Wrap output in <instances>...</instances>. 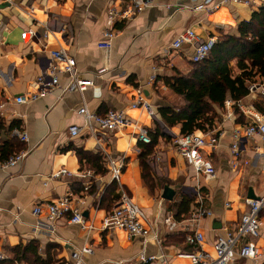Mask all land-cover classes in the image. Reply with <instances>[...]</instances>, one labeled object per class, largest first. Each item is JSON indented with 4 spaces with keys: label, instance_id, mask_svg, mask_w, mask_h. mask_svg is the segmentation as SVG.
Segmentation results:
<instances>
[{
    "label": "crops",
    "instance_id": "0c3cea01",
    "mask_svg": "<svg viewBox=\"0 0 264 264\" xmlns=\"http://www.w3.org/2000/svg\"><path fill=\"white\" fill-rule=\"evenodd\" d=\"M193 3L156 0L152 7L129 21L111 24L108 10L112 5L121 8L122 0H0V124L3 127L0 146L12 139L6 133L11 125L29 137L28 145L21 144L29 151L25 160L0 171V255L3 257L0 261L11 259L12 249L34 242L38 254L44 259L50 257L54 264H71L70 254L85 246L92 249L83 258L85 264H144L138 259L141 253L155 258L150 264H190L187 254L193 248L185 244V229L202 233L201 249L213 257L216 239L225 229H236L248 211L247 201L264 195V141L258 137L242 138L238 157L234 158L232 153L233 132L242 133L249 123V118L236 106L229 113L224 104L210 129L194 132L205 135L207 140L213 139L216 145L213 151L209 147L202 151L213 164L215 177L198 178L199 197L188 184L189 166L173 143L174 137L180 136V127L169 128L160 116L161 109L182 106L181 98L165 86L163 77L171 76L172 70L188 75L192 65L189 61L192 47L183 45L180 51L172 52L171 42L188 29L203 42L216 39L221 31L233 33L240 22L249 19L252 11L231 4L212 14L184 8ZM43 25L51 30L46 44L42 39ZM110 29L115 35L110 41L111 64L98 77L99 45L104 41V32ZM29 30L35 37L22 40L21 35ZM60 47L73 58L78 75L92 80L93 85L81 94L63 92L61 88L68 80L60 76V89L32 103L14 104L16 97L36 91L35 81L45 69L50 53ZM153 67L158 68L157 80L150 85ZM138 94L149 103L152 116L142 109L130 108ZM240 103L264 115L257 94L248 93ZM83 104L98 115L109 110L123 111L146 128L149 138L157 133L156 142L148 147L150 143L140 142L130 128L97 136L82 131L71 137L69 128L82 125L76 111ZM75 150L99 154L107 173H96L85 163L80 164ZM102 150L115 162L124 163L122 188L146 214L160 238L159 245L152 237L145 242L128 240L122 230H101L103 218L116 207L119 197L116 190L112 202L105 198L106 202L100 203L111 184ZM149 150V173L145 181L140 157ZM153 156H158L154 169L148 164ZM60 170H66L70 176L53 177ZM85 173L91 174L87 191ZM67 194L86 224L93 227L92 231L69 224L66 218L50 223L43 216H33L35 205ZM183 197L191 199L187 214L175 207ZM199 204L211 216L198 225L184 228ZM169 217L177 223L174 231H169L165 224ZM241 243L264 246V209L259 214L257 236L243 238ZM230 264H264V258L252 261L236 255Z\"/></svg>",
    "mask_w": 264,
    "mask_h": 264
},
{
    "label": "built area",
    "instance_id": "2783aa9c",
    "mask_svg": "<svg viewBox=\"0 0 264 264\" xmlns=\"http://www.w3.org/2000/svg\"><path fill=\"white\" fill-rule=\"evenodd\" d=\"M9 2V0H5ZM156 0H122V7L117 8L112 5L108 10V19L111 24L116 22H125L132 19L134 16L140 14L145 9L152 7ZM195 2L190 5H185L184 8L194 11H203L207 14L216 12L224 5H241L243 7L255 10L260 7L264 0H190ZM44 33L42 39L44 43H47L48 36L51 32L47 25H43ZM104 41L99 45L100 51V65L96 75L101 77L109 68L111 64V47L110 41L115 36L113 29L104 32ZM30 37H35V33L31 30L24 32L21 35L22 40ZM215 42L214 38L208 39L206 42L201 41L193 32L188 29L181 32L170 44L169 50L172 52L180 51L183 45H189L193 49L192 55L189 57L191 63H199L205 60L208 53ZM47 47V46H45ZM158 72L157 67L152 68V75H150L148 83L150 85L156 82V75ZM64 76L67 78V85L61 88L63 92H78L83 93L88 87L93 85L92 80L81 78L75 68V63L72 57L60 47L57 51L50 53V59L42 72L39 74L35 81L36 91L27 95L16 97L13 100L14 104L22 105L35 102L36 100L45 97L55 90L60 89L59 78ZM249 94H257L262 101V107L264 109V79L251 83L248 86ZM236 106L237 110L242 115L249 118V123L245 126L243 132L234 131L232 134L231 149L234 158L238 157L239 146L242 138L258 137L264 141V115L258 111H252L244 108L240 102L231 103L225 102V107L231 113V107ZM2 105H0V110ZM131 109H142L149 116H152L153 112L149 103L144 99L141 94H138L132 104ZM76 114L82 118L81 127L72 126L69 128V135L76 137L82 131L97 136L100 133L118 132L124 129L130 128L137 134L138 140L144 144L150 143L148 131L143 127L139 121H133L129 119L123 111L109 110L104 115H98L91 112L85 104H83ZM231 115V114H229ZM11 138L17 140L23 146L28 145L29 137L27 133L20 128H13L10 132ZM173 143L179 155L187 162L191 175L190 183L191 190L195 196H200L198 188V178L203 176L205 179H213L215 177V169L213 164L204 157L202 151L204 148L209 147L212 151L216 145L213 139H208L203 136L195 135L194 133L187 135H180L174 137ZM29 151L27 148H23L19 153L10 156L8 159L0 161V171H7L16 165H19L25 160ZM101 155L104 158L108 171L110 172L111 182L117 184V190L119 193L116 207L103 218L101 223V230H114L119 229L124 231L128 240L140 239L145 242L149 237H152L157 244H160V238L152 230V227L146 217L144 211H142L125 193L121 185V173L124 168V163L115 162L111 157L107 155L105 150L101 151ZM235 164H233L234 166ZM70 176V173L66 170H60L53 175V177ZM83 177H86L84 183V190L87 191L91 182L89 181L91 174L85 173ZM248 211L241 217L240 222L236 229H225L221 236H219L214 245V256L211 257L201 249V245L204 241L202 233L199 231H189L185 229V244L193 248V251L188 253L187 256L190 260V264H230L236 255L239 257L256 260L264 258V246L255 247L251 243H241L243 238L256 237L259 228V214L264 209V195L257 199H250L247 201ZM32 214L35 217L43 216L45 219L54 223L62 219H67L69 224L78 225L82 230L90 232L93 230L91 225H87L81 212L73 206L72 198L70 194H67L57 200L47 202L45 204L35 205ZM211 216V212L206 210L202 204H199L198 208L191 213L186 221V226L192 227L193 224L198 225L205 217ZM165 224L169 231H174L177 223L172 218H167ZM241 243V244H240ZM238 249V250H237ZM92 253L90 247H82L78 251L70 254L71 264H85L83 258L89 256ZM3 257L0 255V260ZM139 261L144 264H150L154 262L155 258L152 256H146L141 253L138 257Z\"/></svg>",
    "mask_w": 264,
    "mask_h": 264
},
{
    "label": "trees",
    "instance_id": "16d2710c",
    "mask_svg": "<svg viewBox=\"0 0 264 264\" xmlns=\"http://www.w3.org/2000/svg\"><path fill=\"white\" fill-rule=\"evenodd\" d=\"M191 64L188 75L172 70L171 76L163 77L165 86L181 98L182 106L164 108L159 113L169 128L180 127V135L206 132L227 100L240 102L248 95L249 84L264 79V3L252 10L249 19L240 22L233 33L221 31L207 58ZM13 128L17 127L11 125L6 133L10 134ZM0 129H3L1 124ZM157 137V133L150 137L148 147L156 142ZM22 149L17 140L9 139L0 146V161ZM75 153L80 164L85 163L96 173H107L99 154L92 155L81 150H75ZM150 154L149 150L140 157L145 181L149 173L147 157ZM116 190L117 184L111 182L100 203L103 204L106 199L112 202ZM190 203L191 199L183 197L175 207H180L187 214ZM11 254V259L0 261V264H54L50 257L44 259L38 254V245L34 242L12 249Z\"/></svg>",
    "mask_w": 264,
    "mask_h": 264
},
{
    "label": "water",
    "instance_id": "95a60500",
    "mask_svg": "<svg viewBox=\"0 0 264 264\" xmlns=\"http://www.w3.org/2000/svg\"><path fill=\"white\" fill-rule=\"evenodd\" d=\"M158 156H153L150 161H148L149 166L154 169L155 161H157Z\"/></svg>",
    "mask_w": 264,
    "mask_h": 264
},
{
    "label": "rangeland",
    "instance_id": "374dc122",
    "mask_svg": "<svg viewBox=\"0 0 264 264\" xmlns=\"http://www.w3.org/2000/svg\"><path fill=\"white\" fill-rule=\"evenodd\" d=\"M178 105V104H177ZM179 106V105H178Z\"/></svg>",
    "mask_w": 264,
    "mask_h": 264
}]
</instances>
